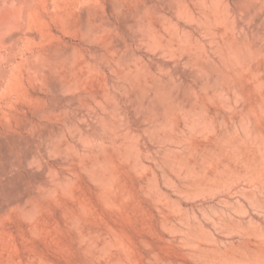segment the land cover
<instances>
[{
  "label": "rangeland",
  "instance_id": "rangeland-1",
  "mask_svg": "<svg viewBox=\"0 0 264 264\" xmlns=\"http://www.w3.org/2000/svg\"><path fill=\"white\" fill-rule=\"evenodd\" d=\"M78 1L0 92V264H264V0Z\"/></svg>",
  "mask_w": 264,
  "mask_h": 264
},
{
  "label": "bare ground",
  "instance_id": "bare-ground-1",
  "mask_svg": "<svg viewBox=\"0 0 264 264\" xmlns=\"http://www.w3.org/2000/svg\"><path fill=\"white\" fill-rule=\"evenodd\" d=\"M79 1L82 2V0H79ZM91 2H92V0H91ZM55 3H57V2H55ZM72 3H74V2H72ZM61 4H62V0H61ZM81 5H82V3H81ZM59 6H60V3L58 4V7ZM79 7H80V3H79ZM46 8H47V0H0V92L13 89L15 86L23 84V74H22L23 72L21 73V69L23 67L27 71L29 78L32 77V73L34 75L36 73H38L43 78H48L49 75L51 74L52 62L55 61L59 56L57 58L53 57L55 54L53 55L52 49H47V48L45 49L44 48L45 50L44 49L42 51L40 50L42 53H40V51L37 52L35 50L36 44L38 46V42L39 43L41 42V41H39L40 36L38 34V33H40V31L38 32V29L40 28V24H41V21L39 19V12H41L42 10H44ZM75 9H77V8H75ZM82 9H81V11H82ZM86 9H87V7H86ZM83 11H84V9H83ZM58 13H59V15L61 14L60 12H58ZM83 13H81L82 16L79 14L81 16L82 20H83ZM63 17H64V15H63ZM97 18L96 19L93 18V19L97 20ZM58 19H61V18H58ZM79 20L81 23L79 26L82 25V28H84V22L85 21L84 20L82 21L81 19H79ZM87 22L89 23L90 21H87ZM96 22L98 23V20ZM96 22H95V24H97ZM104 22H106V24L109 23L107 21H104ZM56 23L58 26V22H56ZM59 28H61V27H59ZM62 29H64V28H62ZM52 31H53V29H52ZM52 33L53 32H51L49 36H53V35H51ZM49 36H47V37H49ZM42 47H43V45H42ZM24 48H26L28 50L27 51L28 54L25 57H22V55L20 56V54ZM55 50H54V52H55ZM57 50L59 51V49H57ZM57 53H58V55H60L59 54L60 51ZM57 53H56V55H57ZM60 56L62 57L63 55L61 54ZM52 57L54 58L53 60H52ZM38 74H37V76H38ZM38 77L35 76L36 79ZM37 81H38V79H37ZM4 96H5V94H4ZM2 108L3 107H1V109ZM27 109H28V107H27ZM3 111L6 112V110H3ZM8 111H10V108L8 109ZM6 113H9V112H6ZM32 113H34V112H32ZM10 115H13V114H10ZM2 117L5 118V116H2ZM8 117H10V116L8 115ZM26 119H27V117H26ZM3 123H4V121H3ZM6 123L4 125L9 127L8 124L10 122H8V124H6ZM29 127H31V125ZM27 128H28V125H27ZM22 129H24V128H22ZM18 130H19V128H18ZM7 131H9V130H7ZM15 136H16V134L14 135V137ZM12 137H13V134H12ZM0 140H1V138H0Z\"/></svg>",
  "mask_w": 264,
  "mask_h": 264
}]
</instances>
